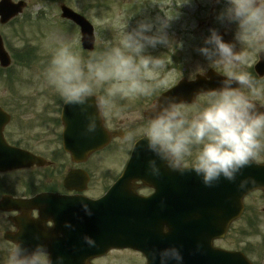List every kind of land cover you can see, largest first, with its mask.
Masks as SVG:
<instances>
[{
  "label": "clouds",
  "instance_id": "clouds-1",
  "mask_svg": "<svg viewBox=\"0 0 264 264\" xmlns=\"http://www.w3.org/2000/svg\"><path fill=\"white\" fill-rule=\"evenodd\" d=\"M216 2L225 5L217 20L236 26L234 39L227 42L212 28L196 51L207 61V68H199L198 72L223 69L218 86L202 87L194 93L191 104L196 105V110L191 115L187 100L179 96L162 97L151 105L145 114L146 123L138 130L146 141L144 150L154 157L148 161L149 175L160 178L162 163L181 175L194 172L209 188L218 186L221 179L236 183L246 168L264 159V87L258 86L245 70L253 63L252 52L264 50V0ZM40 9V4L34 5L33 15ZM170 21L167 16L158 15L145 17L131 28L128 23L119 33L118 42L103 41L101 50L87 58L73 50L71 41L52 37L58 46L44 77L64 104L82 117V137L92 138L107 130L108 120L119 115L115 110L118 99L151 97L168 86L174 70L165 55L154 56L148 50L161 45L172 48L167 31ZM92 42H96L95 38ZM201 97L205 100L202 105ZM124 139L129 147L133 146V133ZM257 183L255 177L247 176L239 181L238 189L246 191ZM165 205L166 200L162 199L160 207L163 209ZM80 207L88 217L95 214L83 199ZM64 227L75 230L68 221ZM162 232L164 236L170 234V226L165 224ZM35 239L39 241L40 235ZM82 239L88 248L97 247L92 236L85 234ZM202 247L198 244L196 251ZM148 255L150 264H185L181 247L176 245L150 249ZM7 264H66V257L58 255L53 259L46 243L31 246L18 240L7 249ZM86 264H90V259Z\"/></svg>",
  "mask_w": 264,
  "mask_h": 264
},
{
  "label": "flooded vegetation",
  "instance_id": "flooded-vegetation-1",
  "mask_svg": "<svg viewBox=\"0 0 264 264\" xmlns=\"http://www.w3.org/2000/svg\"><path fill=\"white\" fill-rule=\"evenodd\" d=\"M14 51L19 57L29 56L27 53L31 55L32 52L30 44ZM254 52L258 54L257 63L264 50ZM166 59L170 69L174 70L171 73V76L174 75L173 81L169 82L166 88L158 89L153 96L136 100H144L146 106L140 115L132 120L130 127L123 125L118 119H109L106 129L112 139L101 151L77 160L64 150V128L61 119L59 121L57 118L58 113L60 115L62 112L59 107L61 101L55 100L54 97L45 101L37 119L30 122L20 121L14 129H10L11 125L5 128L6 140L11 145H17L23 151L33 154L38 163L25 169L0 174V216L3 217V220H0V239L4 245L0 248L2 257H7V249L14 246L18 240H23L26 245L31 246L46 243L53 259L63 255L66 257V264H86L89 259L90 264H120L127 261L147 264L150 249L176 245L182 250L181 233H178V240L161 242L157 227L161 225L163 228L165 224L169 226L170 223L179 224L181 219L188 222L194 220V205L200 204V200L204 199L202 190H208L209 187H206L194 172L181 175L170 171L162 163V176L153 177L148 173V161L154 158L153 155H149V159L139 156L135 163L131 164V154L135 144L143 139L138 130L146 123L145 114L153 103L181 83L186 85L187 92L195 93L202 87L209 88L210 84L216 81L215 76H219L223 69H200L198 72L195 64L199 59L195 54L188 62L180 56ZM254 66L245 70L251 73L258 86L264 87V76L257 75ZM209 76L211 79L206 78ZM245 91L247 92V89ZM188 99V107L192 109L189 113L191 115L195 112L196 105L191 104L194 97L190 96ZM204 102L201 97L199 103L202 105ZM32 105L34 103H22L10 97L8 103L4 102L3 108L7 112H10L9 108H15L24 116L26 108ZM123 105L121 102L116 103L119 110L124 108ZM129 133L134 134L132 147H129L124 139ZM253 167L264 168V159L249 168ZM219 186L221 185L216 187ZM82 199L90 204L95 213L92 217L82 211ZM162 199L166 200L163 209L160 207ZM259 204L264 205V193L260 191L245 198L242 216L244 227L240 232L260 228L259 211L264 213V206L260 208ZM66 221L71 222L75 230L65 228ZM138 225L148 228L143 236L144 253L133 249L120 250L116 228L126 229ZM125 233L131 231L127 230ZM231 233L223 240L215 241L214 245L223 250H235L228 246ZM7 234H12L15 241L5 238ZM37 234L41 237L39 241L35 239ZM85 234L97 241V247L88 248L84 244L82 237ZM186 244H190L191 249H197L196 239ZM240 246L254 264H264L261 251H257L255 247H245L242 243ZM196 259L198 260V254Z\"/></svg>",
  "mask_w": 264,
  "mask_h": 264
},
{
  "label": "rangeland",
  "instance_id": "rangeland-1",
  "mask_svg": "<svg viewBox=\"0 0 264 264\" xmlns=\"http://www.w3.org/2000/svg\"><path fill=\"white\" fill-rule=\"evenodd\" d=\"M28 3V8L19 18L10 22L7 26L0 25V35L4 39V44L8 50L13 49V44L21 47L22 43H32L35 48H40L42 66L45 65L46 59H51L53 51L58 46L55 37L59 40H69L72 43L73 50L83 57L87 58L91 53L83 51L80 41V33L77 29L61 19L60 6L68 5L81 13L93 24L96 30L95 52H99L102 43L105 40H114L118 42L119 33L129 23L130 28L134 27L137 21L145 17L161 16L171 19L168 34L173 41L172 48L167 46H158L155 49H149V53L154 56L176 55L186 58L187 62L191 56L197 55L196 68H205L207 61L201 56L196 49L203 46L204 38L210 35L209 30L216 28L227 42H232L236 26L234 24L221 23L217 20L220 11L225 7L224 3H217L216 0H23ZM36 4L41 5L37 15H33V7ZM239 50V46H238ZM45 60L43 61V59ZM258 59L257 52H252L253 63ZM167 60V59H166ZM49 63V60L47 64ZM32 68H19L12 65V74L15 76L12 89L2 81L0 82V102L8 103L9 98L14 97L20 102H32L30 108H26V115L22 116L20 111L15 108H9L12 113L13 123L10 129L18 127L20 121L30 122L32 119L41 115L45 101L61 99L60 96L51 88L44 77V70L40 67L39 62L32 64ZM248 68V67H247ZM43 69V70H42ZM174 78L170 76L169 82ZM45 91H48L46 94ZM43 95V96H42ZM140 97H129L120 100L126 107L119 108L116 111L119 115L113 116L130 127L132 120L140 115L145 108L146 103L137 102ZM130 124V125H129ZM39 130V129H38ZM260 208L264 205L259 204ZM261 216V231L253 234L251 242L258 244L259 248L264 246V213L259 211ZM6 224L4 222V230ZM244 227V219L237 221L232 227L229 247H235L239 244L240 230ZM0 228V238L2 235ZM1 244V239H0ZM261 250H263L261 248ZM1 251V249H0ZM264 251V250H263ZM264 256V254L262 255ZM0 264H7V257L0 254ZM120 264H136L133 262H121Z\"/></svg>",
  "mask_w": 264,
  "mask_h": 264
},
{
  "label": "water",
  "instance_id": "water-1",
  "mask_svg": "<svg viewBox=\"0 0 264 264\" xmlns=\"http://www.w3.org/2000/svg\"><path fill=\"white\" fill-rule=\"evenodd\" d=\"M26 4L20 2L19 4H14L11 0H1L0 1V23L8 24L9 20L19 16L23 12ZM61 10L62 18L71 20L75 22L82 32V44L83 48L86 50L93 51L94 45L93 38L95 30L92 25L88 22L87 19L83 18L76 12L72 11L65 5H62ZM96 41V40H95ZM0 63L1 66L8 68L10 67L11 60L9 55L6 53L3 45V39L0 36ZM260 74L264 75V56L261 64L259 65ZM215 88L218 86L217 82ZM176 90H174L171 95H174ZM170 94V93H169ZM183 97V94H182ZM63 121L65 123V149L68 151L71 150L77 156L82 155L85 151H78L72 149V144L67 139L69 133L73 130L74 124H80L84 127V121L82 117L78 114L77 110L72 107L65 105L64 112L62 114ZM10 122V117L4 112L3 109H0V172L5 173L6 171L16 170L19 168H25L27 165H32L34 163H27V155L17 148H12L8 145L7 141L4 140V127ZM82 140V143H85L86 153L90 154L102 146L109 143V137L106 135V132L102 130L99 134L92 138H85ZM74 155V156H75ZM134 157V156H133ZM247 176H252L257 179L258 175H243L238 177L236 183H232L228 180H224V186L220 189H209L208 198L205 200L203 207L205 208V213L198 219L196 218L195 222L191 224L180 223L179 230L182 234H189L191 231H196L197 236H201L203 231H206L207 236H211V240L215 238L224 237L228 232L229 226L238 218L243 212L242 202L244 197L253 192L256 189L264 191V183H257L254 187L249 186V189L246 191H241L238 189V184L241 179H244ZM207 191H205L206 194ZM224 196V197H223ZM176 228V232H177ZM6 238H11L8 235ZM120 248L127 247H137L136 244H119ZM209 252V262L207 264H251L248 259H246L243 254L239 252H228L222 251L216 248H212L211 245L208 246ZM185 264H193L190 262H185ZM204 264V263H203Z\"/></svg>",
  "mask_w": 264,
  "mask_h": 264
}]
</instances>
